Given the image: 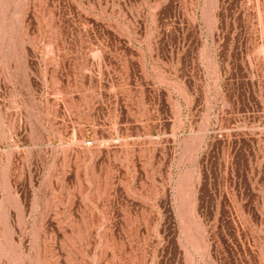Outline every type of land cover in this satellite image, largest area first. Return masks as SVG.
<instances>
[{
	"label": "rangeland",
	"instance_id": "obj_1",
	"mask_svg": "<svg viewBox=\"0 0 264 264\" xmlns=\"http://www.w3.org/2000/svg\"><path fill=\"white\" fill-rule=\"evenodd\" d=\"M0 264H264V0H0Z\"/></svg>",
	"mask_w": 264,
	"mask_h": 264
},
{
	"label": "built area",
	"instance_id": "obj_2",
	"mask_svg": "<svg viewBox=\"0 0 264 264\" xmlns=\"http://www.w3.org/2000/svg\"><path fill=\"white\" fill-rule=\"evenodd\" d=\"M92 142L91 141H88V144H91Z\"/></svg>",
	"mask_w": 264,
	"mask_h": 264
}]
</instances>
